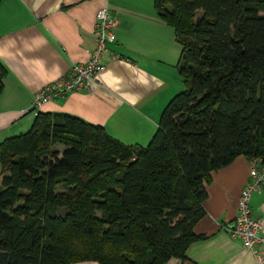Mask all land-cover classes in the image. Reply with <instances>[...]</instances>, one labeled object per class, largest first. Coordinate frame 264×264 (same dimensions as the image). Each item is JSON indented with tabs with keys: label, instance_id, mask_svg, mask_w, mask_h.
Masks as SVG:
<instances>
[{
	"label": "trees",
	"instance_id": "trees-1",
	"mask_svg": "<svg viewBox=\"0 0 264 264\" xmlns=\"http://www.w3.org/2000/svg\"><path fill=\"white\" fill-rule=\"evenodd\" d=\"M185 87L146 144L35 110L0 142V264H169L205 236L211 171L264 161V0H153ZM7 68L0 61V93ZM178 116V118H177ZM62 145V151L53 146ZM58 207H67L62 219Z\"/></svg>",
	"mask_w": 264,
	"mask_h": 264
},
{
	"label": "crops",
	"instance_id": "crops-1",
	"mask_svg": "<svg viewBox=\"0 0 264 264\" xmlns=\"http://www.w3.org/2000/svg\"><path fill=\"white\" fill-rule=\"evenodd\" d=\"M104 5L120 15L116 41L108 47L121 58L104 53L106 68L94 75L89 89L58 94L38 110L77 115L126 143L151 139L162 110L185 87L177 69L181 46L153 0L112 5L109 0H0V61L7 68L0 93V142L29 128L38 89L65 76L73 63L88 59L95 13ZM248 171L249 159L243 154L211 171V181L205 183V214L194 226L205 237L189 245L185 259L169 264H264L226 230ZM250 210L260 217L264 234V190L252 194Z\"/></svg>",
	"mask_w": 264,
	"mask_h": 264
},
{
	"label": "built area",
	"instance_id": "built-area-1",
	"mask_svg": "<svg viewBox=\"0 0 264 264\" xmlns=\"http://www.w3.org/2000/svg\"><path fill=\"white\" fill-rule=\"evenodd\" d=\"M120 15L107 5L96 10L92 27L93 49L84 62L73 63L69 72L52 80L34 93L32 109L38 110L42 104L58 94L70 91H82L90 88V81L98 72L106 68L102 60L104 53L112 59L121 58L120 54L109 50V44L116 41ZM264 190V161L261 157L249 159L248 178L240 189L237 199V211L231 225L226 227L232 238L240 239L244 248L250 250L258 262L264 261V234L260 217L251 214L250 198L255 192Z\"/></svg>",
	"mask_w": 264,
	"mask_h": 264
},
{
	"label": "rangeland",
	"instance_id": "rangeland-1",
	"mask_svg": "<svg viewBox=\"0 0 264 264\" xmlns=\"http://www.w3.org/2000/svg\"><path fill=\"white\" fill-rule=\"evenodd\" d=\"M122 1H123V0H109L110 5L115 4L116 2H120V3H121ZM166 29H167V31H169V33H173V34H174L173 29H172L170 26H168L167 24H166ZM62 148H63L62 145H56V146H53V149L59 151L58 156H60V153H61V151H62Z\"/></svg>",
	"mask_w": 264,
	"mask_h": 264
},
{
	"label": "water",
	"instance_id": "water-1",
	"mask_svg": "<svg viewBox=\"0 0 264 264\" xmlns=\"http://www.w3.org/2000/svg\"><path fill=\"white\" fill-rule=\"evenodd\" d=\"M177 118H178V116H177ZM57 213H58V215H60L62 217V219H65L66 215L68 213V209H67V207H58Z\"/></svg>",
	"mask_w": 264,
	"mask_h": 264
}]
</instances>
